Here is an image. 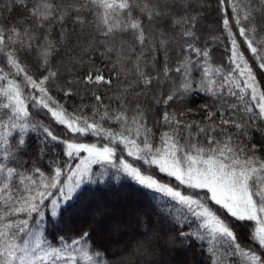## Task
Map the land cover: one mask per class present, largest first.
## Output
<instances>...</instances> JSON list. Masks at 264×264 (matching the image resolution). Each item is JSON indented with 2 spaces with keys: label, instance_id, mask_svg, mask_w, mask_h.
<instances>
[{
  "label": "snow or ice",
  "instance_id": "6c2138e0",
  "mask_svg": "<svg viewBox=\"0 0 264 264\" xmlns=\"http://www.w3.org/2000/svg\"><path fill=\"white\" fill-rule=\"evenodd\" d=\"M215 5L229 45L219 64L199 0H10L0 9L22 12L0 16V264H175L177 247L193 245L201 264H264V87L255 71H264V0ZM69 20L96 35L57 66ZM54 90L83 93L81 105L69 110ZM193 94L208 97L199 120L184 107ZM109 169V180L131 178L152 202L97 203L53 234Z\"/></svg>",
  "mask_w": 264,
  "mask_h": 264
},
{
  "label": "trees",
  "instance_id": "16d2710c",
  "mask_svg": "<svg viewBox=\"0 0 264 264\" xmlns=\"http://www.w3.org/2000/svg\"><path fill=\"white\" fill-rule=\"evenodd\" d=\"M10 0H0V9L4 7V5L8 4ZM193 3H196L197 0H192ZM200 3L204 4L203 16L200 24V30L202 34L208 36L211 34L210 32L214 29L218 28L217 24V16L218 13L215 11V0H199ZM22 15L20 9H14L11 13L7 11H3L0 13L4 21L16 20ZM89 21H91L92 17H88ZM67 31L69 32L70 43L65 45L63 50L59 53L60 59L68 62V57L72 55V50L76 49L79 51V46H83L86 41H90L92 37L96 35L94 31V27L89 23L83 28L76 25L74 21L69 20L67 22ZM59 28L56 29V34L58 35ZM208 33V34H207ZM92 60L95 62L96 66L100 68L105 75V77L109 76L108 69L110 65H108L107 61L103 60L99 52L95 53L92 56ZM79 66L77 65L76 72L79 74ZM256 75L261 82L262 87H264V71H261L259 68L255 69ZM3 82H0L2 84ZM102 92H105V89H101ZM75 95L69 99V107L80 106L81 105V96ZM111 95V93H108ZM208 102V97L202 96L193 100L189 107L194 110V114L190 115V119L199 120L200 119V106L204 103ZM105 103H108V100H105ZM113 108L116 107V104L113 103ZM69 108V109H70ZM171 111V109H169ZM178 111V109H176ZM0 114H2V110H0ZM61 126H57L60 129ZM67 135L72 136V134L68 133ZM72 139H76L75 136H72ZM94 142H97V146H103L108 144V141L97 138H89ZM31 140L33 142L36 141L35 134L31 135ZM256 140L259 141V135H256ZM52 154H55L54 152ZM126 155V153H125ZM128 160L132 162L133 158L128 157ZM47 163V162H46ZM114 174L111 171L109 174L107 173L106 178L104 179L105 183L102 185H91L90 190L85 192L79 200L72 203L69 207H67L63 213V217L61 218V223L52 229L53 234H56L57 231H69L73 227L79 225V223L83 220L81 218V214L84 212L85 216L90 212L91 209L95 207L97 203L105 204L110 208H123L125 204L128 205V201L132 198H137L140 203H142L145 207L148 206L152 200L143 190L136 186H128L127 182L122 179H117L119 176L118 173H115L114 179L109 180V177ZM163 179H167L163 177ZM124 205V206H123ZM143 205H139L143 208ZM84 216V218H85ZM200 255L195 249V245L190 248H181L177 247V254L172 257L175 261V264H194V262L199 260Z\"/></svg>",
  "mask_w": 264,
  "mask_h": 264
},
{
  "label": "rangeland",
  "instance_id": "374dc122",
  "mask_svg": "<svg viewBox=\"0 0 264 264\" xmlns=\"http://www.w3.org/2000/svg\"><path fill=\"white\" fill-rule=\"evenodd\" d=\"M210 33H214L219 38L217 41H212L210 34L208 36H206L205 34H202L204 36V38L207 39L209 41V44L211 45L212 52H213V60L215 61L216 64H219L221 61L226 63L227 62L226 61V56H227L226 50L229 47V45H227V42H226V37L221 36V29H219V27L217 29L212 30ZM61 61H63L65 64H67V62L62 60V59H56V61H55L56 65L57 66L60 65ZM62 71H63V69H62ZM53 94L56 95L57 99L61 100V102H65L66 106L68 108H70L69 107V99L70 98L64 97L62 93L55 92V90H54ZM202 96H204V95L203 94H193L191 96L190 100L188 101L187 105H185L184 107H189L190 103L193 100H196L197 98L202 97ZM176 109H178V111L181 110V108L179 106ZM69 110H71V108ZM4 118H6V117H4ZM95 168H96V166H94V169ZM97 171H98V169H97ZM111 171L114 172L113 169H109L107 173L109 174ZM118 174H119V176L117 177V179L125 180L127 182V184H129L128 185L129 187L130 186L139 187L141 190H143L151 198L154 195V193H152L150 190H147V189L143 188L142 186L138 185L131 178H129L123 174H120V173H118ZM106 176H107V174L105 175L104 179L106 178ZM139 205H143V204L140 203L139 200L134 197V198L130 199V201H128V205L125 204V206L124 205L123 206L124 207H140ZM80 216H81V218L84 219V216H85L84 212ZM202 259L203 258L200 256L199 260L197 262L195 261L194 264H201Z\"/></svg>",
  "mask_w": 264,
  "mask_h": 264
}]
</instances>
